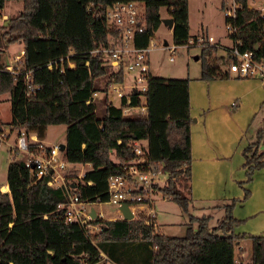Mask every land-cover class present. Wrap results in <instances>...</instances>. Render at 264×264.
<instances>
[{
  "label": "trees",
  "instance_id": "16d2710c",
  "mask_svg": "<svg viewBox=\"0 0 264 264\" xmlns=\"http://www.w3.org/2000/svg\"><path fill=\"white\" fill-rule=\"evenodd\" d=\"M8 1L21 2L22 10L0 25V95H9L11 112L7 125L39 141L45 138L47 127L65 126L63 161L90 169L78 182L52 187L48 176L32 179L23 155L11 153L6 172L9 191L0 192V264H235L236 242L245 236L235 233L242 221L233 216V209L236 202L248 198L249 190L243 189L242 200L232 199L225 205L222 220L210 228L209 217L189 213L191 200L177 187L179 180L188 183L191 178L190 79L151 74L143 93L146 114L125 117V108L140 106L139 94H130L128 102L124 95L118 106L113 105L107 97L108 86L124 81L122 69L114 70L104 52L93 54L120 42L105 18L107 7L116 1L144 5L145 28L133 39L136 47H146L154 37L162 7L173 21V44L185 45L191 38L188 0H0V10ZM240 3L241 9L230 20L236 33L229 38L240 39L241 51L264 61V19L247 8L246 0ZM14 43H20L23 51L15 75L5 70L2 61L5 47ZM218 50L216 46L200 49V80L230 77L227 49L220 55ZM105 77L103 114L97 117L92 97L97 92L96 80ZM263 135L264 128L243 151L244 183L264 167V154L259 152ZM134 139L146 140L148 163L165 172V184H155L153 189L187 216L184 236L163 235L154 229V221L147 224L144 217L113 221L96 217L85 224L64 221L69 195H76L79 203L109 202L108 179L124 175V163L135 156ZM29 149L33 154L49 151L40 143H31ZM78 173L70 171L72 178ZM90 227L98 231L93 233ZM248 239L247 264H264V236Z\"/></svg>",
  "mask_w": 264,
  "mask_h": 264
},
{
  "label": "built area",
  "instance_id": "2783aa9c",
  "mask_svg": "<svg viewBox=\"0 0 264 264\" xmlns=\"http://www.w3.org/2000/svg\"><path fill=\"white\" fill-rule=\"evenodd\" d=\"M139 2L134 1H116L107 7L105 18L107 28L115 32L120 42L112 49L95 50L93 54L102 51L108 59L109 65L114 69H122V73L129 75L128 84L124 87V81L119 84H113L112 91L118 99L122 96H127L129 101L130 94H139L141 104H144L143 93L146 91L147 82L150 78V53L154 49L167 51L168 61L172 62L173 55L176 49L180 47H196L204 48L208 46L219 45L215 43L213 37H194L190 38L183 46L174 44L157 47L152 37L147 46L144 48L136 47L133 39L136 34L142 33L145 28V10L139 11L137 5ZM247 8L258 13V16L264 19V0H246ZM224 6V5H222ZM240 0H228L226 6L223 7L225 18H227L226 30L228 35L236 33V28L232 26L230 20H234L237 10L241 9ZM2 15V10H0ZM3 19L5 16H1ZM232 46L227 50L228 58L230 59L226 70L229 74L240 78L258 79L264 85V61H257L252 52L241 51L242 41L240 39L231 40ZM264 43V40L262 41ZM23 54V51H22ZM16 62L20 63V56L16 58ZM53 64H48L51 69ZM69 67H73L69 64ZM6 71L11 74H17L13 68L7 66ZM126 88V89H125ZM122 89H125L124 91ZM95 94V93H94ZM93 101V99H92ZM231 106H235L232 103ZM136 108V107H132ZM132 108H125L123 114H126ZM142 109L145 110L144 106ZM36 139L33 135H27L24 130H15L11 127L4 128L0 125V146L7 145V152H16L24 154V167L29 170L32 179H40L43 176H48L47 184L52 187H66L70 182L67 181L68 164L63 161L58 144L49 148L48 152L33 154L30 152L31 141ZM140 140H133L131 143L134 158L124 163L123 176H111L108 179L107 187L109 194V202L117 206L118 211L123 204H126L129 211L135 215L136 210L148 209L147 218L155 216L152 206L155 190L153 185L163 183L165 180L161 177L165 176V172L161 167L158 171L152 167L146 158V146L140 145ZM84 173H78L76 178L82 179ZM154 190V191H153ZM82 203L78 202L76 195H69V202L64 214L66 223L80 222L85 224L89 221V211L84 213ZM121 213V211H120ZM84 218V219H83ZM148 224V223H147ZM235 264H243L240 261H235Z\"/></svg>",
  "mask_w": 264,
  "mask_h": 264
},
{
  "label": "crops",
  "instance_id": "0c3cea01",
  "mask_svg": "<svg viewBox=\"0 0 264 264\" xmlns=\"http://www.w3.org/2000/svg\"><path fill=\"white\" fill-rule=\"evenodd\" d=\"M218 45V49L223 52H226V49L228 50L232 46ZM19 56L21 60L22 49ZM150 70L151 73L154 70L151 63ZM212 82L211 86L208 85V94H206L205 99L200 98L197 102H193L190 98V117L192 118L190 126L191 178L188 182L190 191L188 197L191 202H208V204L220 200L224 210V206L229 204L232 199L242 200L243 198V188L238 186L239 183H244L246 179L243 151L255 141H252L253 135L256 139L258 131L264 128V126L255 128L258 130L254 134L250 131L257 113L264 106V85L258 79H238L232 74H230L228 79L213 80ZM232 103H235L234 107L231 106ZM33 136L36 139L31 141V143H40L47 149L54 146L53 144L47 145L45 139L39 141L35 135ZM263 139L264 135L259 142V152L264 154L261 150ZM6 150L4 152L9 154ZM22 155L21 153L20 156ZM68 167L76 170L82 167L89 168L90 166L69 164ZM258 173L264 174V167ZM238 176L242 178L237 180L236 177ZM255 176L256 174H254L251 182L247 185L249 190L248 198L236 202L233 209V216L242 221V224L235 228V233L245 236L244 239L236 242L237 248L235 246L236 250L234 249V259H238L240 262L246 256L245 249L241 245L242 242L247 241L251 250V241L248 237L264 236V177L259 182H256ZM5 185L7 186L6 183H4ZM216 187L220 190L228 189L231 194L215 196L212 194V190ZM255 197L257 198L253 201ZM86 205L89 204L82 203L83 212L89 211V215L92 210L95 212L91 206L86 210ZM213 206L207 207L213 208ZM142 210L146 212L144 216L147 217L148 209L144 208ZM116 212V216L108 218H103L101 213L97 214L95 212V214L96 217L102 218V220L113 221L119 220L118 218L122 216L118 208ZM134 218L137 217L133 215ZM146 223H149V221H146ZM156 227L157 225L155 226L154 223L155 230ZM161 234L166 235L164 232ZM107 263L113 264L110 261Z\"/></svg>",
  "mask_w": 264,
  "mask_h": 264
},
{
  "label": "rangeland",
  "instance_id": "374dc122",
  "mask_svg": "<svg viewBox=\"0 0 264 264\" xmlns=\"http://www.w3.org/2000/svg\"><path fill=\"white\" fill-rule=\"evenodd\" d=\"M228 0H188V24H189V35L191 38L194 37H208L211 36L215 40V43H218L222 46L228 47L232 45L231 39L229 38L228 31L226 30V21H225V13L223 7L226 6ZM222 5H224L222 7ZM222 7V8H221ZM139 11L144 10V5L142 3L137 5ZM22 10V3L18 1H8L5 4L4 9L2 10V15H0V25H5L6 20L10 17L16 16ZM159 14L161 19H167L168 11L166 7H162L159 10ZM1 16H5L6 18H2ZM153 41L156 43L157 47L164 45L166 42L168 45L173 44L172 41V34L171 30L167 28L166 25H161L155 32ZM4 47V46H3ZM22 45L20 43H14L5 47V50L2 53V61L9 67L13 68L15 71H18L20 68V64L16 62V58L21 54ZM200 49L196 47H180L176 49V52L171 55L173 56V61H168V53L167 51H163L160 49H154L150 53V63L153 65L154 70H152V74L154 76H159L163 78H189V92L190 98L193 102H197L200 98L205 99L206 94H208V85H212L213 82H207L200 80V60H195L194 57L198 56ZM224 54L222 50H218V54ZM129 75H125L124 83L121 85L124 87L129 82ZM107 78H99L96 80L95 84L97 86V92L93 95L92 99L95 102L97 109H96V116L100 117L103 113L104 108V101L103 98L105 94L102 92V89L106 85ZM113 84L108 86L107 97L113 105L118 106L120 104V99L117 98L114 91H112ZM119 86V84H118ZM126 89V88H125ZM125 89H122L123 91ZM142 101V100H141ZM143 104H140L139 107L132 108L126 114L125 117H135V116H144L146 114L145 110L142 109ZM11 121V112H10V102H9V95L2 94L0 95V125L4 128L8 127V123ZM264 126V106L261 111H259L256 115L255 120L253 121L250 131L254 134L256 130L255 128H262ZM65 137V127L63 125H52L47 127L45 133V141L47 145H56L61 144L64 141ZM255 140V136L253 135L252 141ZM140 145L145 147L146 141L140 140ZM7 145L0 146V192L5 193L2 191V187L4 183H6V172L8 164L11 161V153H5V149ZM261 150L264 152V139L261 143ZM25 155L23 154V157ZM111 158H114V155L111 154ZM69 168V167H68ZM89 168H78V172L80 175L85 173ZM254 171L256 174L255 179L256 182H259L263 177L264 174H259L258 171ZM162 179H166V175L161 177ZM242 178L240 176L236 177L238 180ZM68 182H78L80 181L79 178H72L70 171L67 175ZM251 182V181H250ZM239 183L238 186L242 187L243 189H248L247 185L250 183ZM255 182V183H256ZM160 183V185H164ZM241 185V186H240ZM178 189L183 193V195L187 196L190 194L188 190V183L183 179L179 180L177 183ZM241 188V189H242ZM242 189V190H243ZM9 191V190H8ZM154 191V190H153ZM155 195L153 198L152 208L155 212L156 217H146L144 216L146 213L143 210H136L135 216L137 218H145L149 221H154L156 227V231L159 233L164 232L167 236L170 237H181L185 235L186 232V223H187V216L184 215L179 207L173 203L169 199H164V196L158 191L155 190ZM212 194L215 196H220L221 194H231L228 189L220 190L218 187L212 190ZM257 197L254 198L255 201ZM190 210L189 213L195 217H210L209 219V227L212 228L216 226L224 216V210L220 203V200H217L214 203L208 202H199L193 201L190 202ZM213 206L207 207V206ZM93 207L97 214L101 213L103 218L113 217L116 216L117 206L113 203H99V204H89L86 205V210ZM194 206V207H193ZM205 206V207H203ZM202 207V208H200ZM84 211V209H80ZM84 213H87L84 212ZM90 218V217H89ZM156 218V219H155ZM84 219V218H83ZM102 219V218H100ZM118 219H122V216ZM135 219V218H134ZM91 220V218L89 219ZM88 221V220H85ZM164 225V227H163ZM196 225V224H195ZM162 228V229H161ZM90 229L94 232L98 231V228L90 227ZM243 248L245 249L246 256L242 259L241 263L247 264L250 259V248L248 247V242H242ZM237 248V246H236ZM235 248V250H236ZM237 261H240L236 259ZM235 260V261H236ZM97 264H103L99 262ZM109 264V263H106Z\"/></svg>",
  "mask_w": 264,
  "mask_h": 264
},
{
  "label": "water",
  "instance_id": "95a60500",
  "mask_svg": "<svg viewBox=\"0 0 264 264\" xmlns=\"http://www.w3.org/2000/svg\"><path fill=\"white\" fill-rule=\"evenodd\" d=\"M161 23H163V25H166L168 29H170V30L172 29L173 21L171 18L162 19ZM194 59L197 60L198 56H195ZM58 148L60 151H64L65 144L64 143L59 144ZM120 211H121V215H122L123 220H132L133 219V214L129 211L126 204H123L121 206ZM95 217H96V214L92 210L91 214H90V218L93 220V219H95Z\"/></svg>",
  "mask_w": 264,
  "mask_h": 264
},
{
  "label": "bare ground",
  "instance_id": "6f19581e",
  "mask_svg": "<svg viewBox=\"0 0 264 264\" xmlns=\"http://www.w3.org/2000/svg\"><path fill=\"white\" fill-rule=\"evenodd\" d=\"M2 191H4V192H8V187L5 185V186H3L2 187Z\"/></svg>",
  "mask_w": 264,
  "mask_h": 264
}]
</instances>
